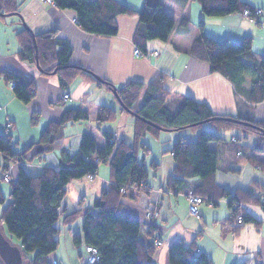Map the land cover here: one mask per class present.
Wrapping results in <instances>:
<instances>
[{
	"label": "trees",
	"instance_id": "trees-1",
	"mask_svg": "<svg viewBox=\"0 0 264 264\" xmlns=\"http://www.w3.org/2000/svg\"><path fill=\"white\" fill-rule=\"evenodd\" d=\"M196 1L207 17L221 18L236 12L242 13L244 9L253 10L240 0ZM52 3L59 10H72L76 14L75 23L81 30L100 37L115 36L118 31L116 17L134 13L116 0H52ZM17 5V0H0V18L6 14H17ZM138 22L133 43L140 53L146 51L148 41L166 42L175 23L161 3L151 1H146L138 12ZM20 25L23 27L21 19ZM202 25L203 22H200L199 30ZM15 37L20 44L18 59L35 66V44L40 75L51 76L57 70L54 76L62 92L60 102L66 100L63 97L68 94L67 89L76 78H87L113 92V85L107 80H100L87 68L70 65L71 47L56 37L54 31L35 34L26 26ZM188 52L197 61L205 62L211 73L225 77L246 101L255 104L264 101V59L251 50V39L244 38L242 43L230 40L217 42L201 30ZM0 77L10 84L18 102L31 103L36 95L32 79L11 71H0ZM246 78L250 86L245 90L243 84ZM170 95L162 85L161 78L148 85L130 81L125 86L117 87L114 98L120 102L118 110L100 106L95 121L99 127L115 122L120 114L133 112V142L118 139L111 131H101L104 144L99 146L92 134H83L77 153L70 154L62 150L60 155L63 162L58 167L46 166L35 176L27 173L21 166L22 162L42 160L44 154L52 151L55 143L63 139L65 126L86 122L88 111L65 109L62 117L49 122L39 140L22 152L13 148L11 136L0 135V228L20 243L22 262L50 264L48 257L59 244L57 223L63 212L67 185L88 175L95 177L99 166L108 164L110 185L101 190L93 202V209L83 211L79 208L63 218L69 224L82 215V235L75 234L73 243L75 246L84 243L85 247L97 250L98 260L93 264H152L156 250L152 242L159 237H154L152 228L142 236L143 227L138 220L121 213V210L123 199L132 200L135 193L149 191L148 168L140 154L142 152L144 156L150 151L143 138L147 135L158 138L162 132L198 131L195 141L180 137L173 143L169 153L175 161L174 178L182 182L196 180L189 192L198 196L202 203L217 206L221 199L226 200L231 211L229 223L235 226L252 222L255 226L260 225L243 208L244 205L254 204L264 212V202L254 196L257 184L233 192L217 186L214 175L217 172L218 153L208 145L225 142L219 136V131L236 129L237 135L231 136L228 143L233 147L238 163L264 170V162L254 156L264 153V134L257 130H264V122H256L251 117L214 115L208 105L191 98H184L178 109H175L171 107ZM215 117L231 118L236 123L217 120ZM208 125L211 126L206 127ZM250 136L254 138L252 143L247 142ZM13 164H18L16 180H12L9 173V166ZM150 165L153 170L158 166L154 160ZM5 177L9 182H5ZM3 184H6L4 187L7 191ZM237 218H241V224L236 223ZM168 247L169 264H213L211 258L197 252L195 242L187 246L177 240ZM30 254L33 256L29 257Z\"/></svg>",
	"mask_w": 264,
	"mask_h": 264
},
{
	"label": "crops",
	"instance_id": "crops-1",
	"mask_svg": "<svg viewBox=\"0 0 264 264\" xmlns=\"http://www.w3.org/2000/svg\"><path fill=\"white\" fill-rule=\"evenodd\" d=\"M116 1L125 4L134 13L116 17V35L104 37L81 30L73 22L76 14L72 10H59L42 0H17V6L25 25L35 34L54 31L56 37L68 43L71 47L70 65L89 69L115 88L125 86L130 81L148 85L161 78L162 85L171 93L170 104L175 109H178L184 98H191L208 105L214 115L251 117L256 122H264V101L258 104L246 101L225 77L211 73L205 62L197 61L188 52L202 30L207 37L217 42L230 40L242 43L244 38H249L251 50L264 59V28L260 25L264 23V0H240L246 7L262 10V14L254 20L242 17L241 12L221 18L207 17L196 0ZM146 1L161 3L175 23L166 42L148 41L146 51L141 52L142 56H136L133 53L136 49L133 37L139 25L138 12ZM200 22L203 25L199 30ZM22 29L19 17L0 18V71H11L32 79L36 95L31 103H20L15 99L10 84L0 77V135L11 136L13 148L22 152L36 143L49 122L59 120L65 109L88 111L89 118L86 122L67 124L62 131L63 139L55 143L52 153L44 154L42 160L31 163L23 161L21 166L30 163L41 171L46 166L56 168L63 162L60 152L67 150L70 154L77 153L80 139L87 133L92 134L99 146L104 144L101 131H111L132 143L134 119L130 114H120L115 122L97 126L95 120L100 106H109L115 110L119 108L118 100L111 91L87 78H76L67 89L69 98L60 102L62 92L54 74L40 75L34 65L17 58L20 44L15 36ZM249 86V79L246 78L243 88L246 90ZM120 124L122 133L119 131ZM237 132L219 131V136L225 142L208 145L218 153L215 183L231 192L248 189L256 183L254 196L264 202V170L238 163L233 147L228 143ZM197 133L190 130L181 133L162 132L158 138L148 135L143 138L150 151L144 156L142 152L140 154L148 168L149 191L135 193L132 200L123 199L121 213L138 220L143 227L142 236L152 228L154 237L158 236L162 241L161 247L153 255L152 264H169L168 246L177 240L187 246L195 242L197 252L211 258L213 264L244 261L264 264V212L259 206H243L259 222V226L253 222L241 226L229 223L231 211L224 199L217 206L202 203L198 219L189 216L186 195L196 180L187 179L182 182L174 178L175 161L169 151L178 138L195 141ZM253 141L254 138L250 136L247 142ZM254 156L264 162V153ZM153 160L158 165L154 170L150 165ZM12 166L17 171L18 164ZM110 181L109 166L102 164L93 180L84 177L67 185L63 212L57 223L59 244L48 257L50 264H80L81 254H85L86 247L84 243L75 246L72 238L75 234L82 235V215L69 224L63 218L79 208L83 211L92 210L93 202L101 190L110 185ZM4 190L7 191L5 187ZM149 210L157 212L155 219H147L145 213ZM17 243L20 248V243Z\"/></svg>",
	"mask_w": 264,
	"mask_h": 264
},
{
	"label": "built area",
	"instance_id": "built-area-1",
	"mask_svg": "<svg viewBox=\"0 0 264 264\" xmlns=\"http://www.w3.org/2000/svg\"><path fill=\"white\" fill-rule=\"evenodd\" d=\"M46 3H52V0H42ZM54 5V4H53ZM262 14V10L261 9H257L254 8L253 10L250 9H244L243 12L241 13L242 17H246V18H250L253 19L257 18L258 16H260ZM73 22H75V18H73ZM262 28H264V23L260 24ZM134 55L136 56H142V54L140 53V51L137 49L134 50ZM69 98V94L64 95L63 99H68ZM5 182H9V179L7 177L4 178ZM87 179L89 180H93L94 176L93 175H88ZM200 202V198L196 197L193 195L192 192H189L187 195V203H189V207H188V214L189 216L195 217L196 219H198L199 217V211H198V203ZM149 215H154V211L149 210L148 212H146V216ZM236 223L241 224V218H237ZM153 243V246H161L162 245V241L160 239H156ZM85 254L84 256H81V259L84 261L85 264H93L95 262H97L98 260V253L97 250H95L94 248H85Z\"/></svg>",
	"mask_w": 264,
	"mask_h": 264
},
{
	"label": "water",
	"instance_id": "water-1",
	"mask_svg": "<svg viewBox=\"0 0 264 264\" xmlns=\"http://www.w3.org/2000/svg\"><path fill=\"white\" fill-rule=\"evenodd\" d=\"M6 16H15V17H19L22 21L23 27H26L23 17H21V15L19 13H15V14H6L3 15V17ZM34 48H35V59H36V63H35V67L37 70L40 71L39 65H38V59H37V48L34 44ZM57 70H54L52 74H55ZM100 79V78H99ZM101 80V79H100ZM113 95L116 96V88L113 86ZM119 102V101H118ZM120 104V102H119ZM130 115H134L133 112L129 111ZM217 120H228L231 122H235V120L231 119V118H221V117H215ZM245 124V123H244ZM258 131H261V133L264 134V130L262 129H257ZM0 260L2 264H21L22 263V253H21V249L16 245H12L11 243H9V241L6 239V237L4 236V234L1 232L0 230Z\"/></svg>",
	"mask_w": 264,
	"mask_h": 264
},
{
	"label": "rangeland",
	"instance_id": "rangeland-1",
	"mask_svg": "<svg viewBox=\"0 0 264 264\" xmlns=\"http://www.w3.org/2000/svg\"><path fill=\"white\" fill-rule=\"evenodd\" d=\"M209 126H211V125H209ZM20 131H22V129H19ZM10 131V130H9ZM8 131V132H9ZM119 131L122 133L123 132V128H122V125L120 124L119 125ZM190 131H193V130H190ZM195 131V130H194ZM231 131H233V132H236L237 130L236 129H233V130H231ZM5 132V131H4ZM116 135V134H115ZM127 135V134H126ZM128 137V136H127ZM117 138L118 139H120V136H117ZM71 140V139H70ZM53 152V150L52 151H50L49 153H47V154H50V153H52ZM35 160H38V159H35ZM35 162H37V161H35ZM31 163V162H30ZM30 163H26L27 165L25 166H23L25 169H26V171H27V173L29 174V175H31V176H35L36 174H38V173H40V169H37L36 167H34V165H31ZM0 164H2V160H1V158H0ZM34 164H37V163H34ZM9 168H10V176H11V178H12V180H16L17 178V171H16V168L14 167V166H9ZM0 177H2V173H1V168H0ZM6 184H3V187L5 186ZM188 193H189V190L187 191ZM188 193H187V195H188ZM187 195H186V199H187ZM0 210H1V207H0ZM0 213H1V211H0ZM145 216H146V213H145ZM147 217V219H151V220H153V219H155L156 217H157V212L155 211L154 212V215H149V216H146ZM193 218H195V217H193ZM0 230H1V232L4 234V236L6 237V239L9 241V243H11L12 245H14V246H18V241L17 240H15L14 238H12L9 234H8V232H6V231H4V229L3 228H0ZM161 246H156V247H154V248H156V249H158V248H160ZM156 251V250H155ZM155 253V252H154ZM82 256H84V255H86V254H81ZM21 264H27V262H25V261H23ZM80 264H85L84 263V261L80 258Z\"/></svg>",
	"mask_w": 264,
	"mask_h": 264
},
{
	"label": "bare ground",
	"instance_id": "bare-ground-1",
	"mask_svg": "<svg viewBox=\"0 0 264 264\" xmlns=\"http://www.w3.org/2000/svg\"><path fill=\"white\" fill-rule=\"evenodd\" d=\"M194 195V194H193ZM195 196V195H194ZM198 197V196H197ZM202 200L200 199V202L198 203V206H197V208L199 207V205L202 203L201 202ZM188 207H189V203H188ZM198 211H199V209H198ZM200 215V214H199Z\"/></svg>",
	"mask_w": 264,
	"mask_h": 264
}]
</instances>
